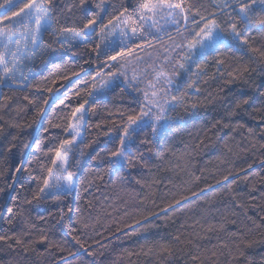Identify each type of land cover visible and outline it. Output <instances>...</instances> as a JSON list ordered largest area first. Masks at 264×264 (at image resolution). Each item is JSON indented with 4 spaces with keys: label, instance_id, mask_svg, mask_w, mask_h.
Segmentation results:
<instances>
[{
    "label": "trees",
    "instance_id": "16d2710c",
    "mask_svg": "<svg viewBox=\"0 0 264 264\" xmlns=\"http://www.w3.org/2000/svg\"><path fill=\"white\" fill-rule=\"evenodd\" d=\"M191 2L204 14L217 11L213 0ZM51 4L58 27L80 15L79 0ZM246 39L243 51L223 48L201 63L196 88L171 113L172 129L153 143L150 128L140 133L143 156L130 167L108 170L119 145L109 140L122 131V112L139 111L133 98L142 96L121 87L97 96L70 153L75 185L57 201L36 198L51 166L45 153L70 139L64 129L90 87L84 81L106 58L58 50L32 66L31 87H0V236L7 238L0 264H249V257L264 264V30L253 26ZM44 42L59 48L62 41L46 35ZM81 68L92 71L85 76ZM243 99L249 104L236 109Z\"/></svg>",
    "mask_w": 264,
    "mask_h": 264
},
{
    "label": "snow or ice",
    "instance_id": "6c2138e0",
    "mask_svg": "<svg viewBox=\"0 0 264 264\" xmlns=\"http://www.w3.org/2000/svg\"><path fill=\"white\" fill-rule=\"evenodd\" d=\"M71 7L69 5V10ZM77 7L80 15L72 26L58 27L51 0H3L0 3V87L11 88L21 82L31 87L28 81L32 66L38 59L47 58L58 50L90 49L97 53V58H106L92 73L91 80L84 81L90 87L83 89V103L72 112L73 122L64 129L70 139L61 140L45 153L51 166L46 169L47 177L36 197L39 200L57 201L74 187L73 173L69 171L70 153L82 143L81 129L90 111L86 106H94L97 96L117 87L130 88L142 96V99L133 98L139 111L130 109L121 113L122 131L109 140L118 139L119 145L110 152L108 170L130 167L138 156H143L135 143L140 133L150 128L152 141L149 143H153L172 129L171 113L183 104L187 90L196 88L193 76L201 75V63L218 57L223 48L239 45L243 51L248 45L249 29L255 26L264 30V0H213L217 11L207 14L191 0H127V3L121 0L119 5L113 6L108 0H79ZM46 35L59 37L62 41L59 48L46 44ZM222 63L217 59L218 67ZM141 64H145L143 70ZM67 66L65 62L54 67ZM81 71L88 76L92 70L81 68ZM80 95V92L75 93L76 97ZM261 95L264 103V93ZM248 104V99L239 100L235 108L243 110ZM195 107L192 105V109ZM229 115H236V111ZM36 146H40L39 141ZM7 211L12 212V208L7 207ZM58 223L64 224L62 213ZM5 239L0 236V240ZM46 239V236L41 237V240ZM20 242L18 239L17 243ZM248 259L251 264L252 257ZM261 261L264 262V256Z\"/></svg>",
    "mask_w": 264,
    "mask_h": 264
},
{
    "label": "rangeland",
    "instance_id": "374dc122",
    "mask_svg": "<svg viewBox=\"0 0 264 264\" xmlns=\"http://www.w3.org/2000/svg\"><path fill=\"white\" fill-rule=\"evenodd\" d=\"M85 121H86V118H85ZM73 122V121H72ZM84 124H85V122H84ZM83 128H84V125H83V127H82V129H81V134H82V136H83ZM79 139V138H78ZM69 162H70V160H69ZM73 179H74V177H73ZM74 185H75V180H74ZM73 189V188H72Z\"/></svg>",
    "mask_w": 264,
    "mask_h": 264
}]
</instances>
